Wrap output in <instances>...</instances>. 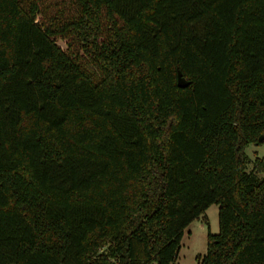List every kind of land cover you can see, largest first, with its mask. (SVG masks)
<instances>
[{"label": "trees", "instance_id": "obj_1", "mask_svg": "<svg viewBox=\"0 0 264 264\" xmlns=\"http://www.w3.org/2000/svg\"><path fill=\"white\" fill-rule=\"evenodd\" d=\"M262 134L264 0H0V264H264Z\"/></svg>", "mask_w": 264, "mask_h": 264}, {"label": "rangeland", "instance_id": "obj_2", "mask_svg": "<svg viewBox=\"0 0 264 264\" xmlns=\"http://www.w3.org/2000/svg\"><path fill=\"white\" fill-rule=\"evenodd\" d=\"M57 42L61 47H65L62 40L58 39ZM245 151L250 159L248 169L254 165L256 159L264 161V143L260 145L250 144ZM260 175H264V171ZM203 216H207L209 220L210 231L218 232V205L214 203L206 209L200 218L193 220L185 228L176 260L177 264H198L196 257L206 252L209 228L202 219Z\"/></svg>", "mask_w": 264, "mask_h": 264}, {"label": "water", "instance_id": "obj_3", "mask_svg": "<svg viewBox=\"0 0 264 264\" xmlns=\"http://www.w3.org/2000/svg\"><path fill=\"white\" fill-rule=\"evenodd\" d=\"M177 85L180 87H186L190 84V80H188L182 73V71L180 69H177ZM264 138V135H260L258 140L262 141Z\"/></svg>", "mask_w": 264, "mask_h": 264}]
</instances>
